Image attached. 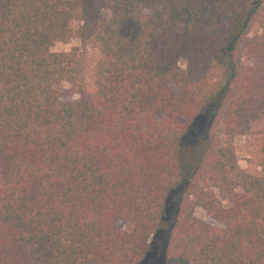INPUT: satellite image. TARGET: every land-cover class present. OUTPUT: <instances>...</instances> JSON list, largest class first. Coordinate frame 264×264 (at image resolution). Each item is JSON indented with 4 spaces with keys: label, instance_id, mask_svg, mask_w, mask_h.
Returning <instances> with one entry per match:
<instances>
[{
    "label": "trees",
    "instance_id": "16d2710c",
    "mask_svg": "<svg viewBox=\"0 0 264 264\" xmlns=\"http://www.w3.org/2000/svg\"><path fill=\"white\" fill-rule=\"evenodd\" d=\"M91 3L0 0V264H264V0Z\"/></svg>",
    "mask_w": 264,
    "mask_h": 264
},
{
    "label": "rangeland",
    "instance_id": "374dc122",
    "mask_svg": "<svg viewBox=\"0 0 264 264\" xmlns=\"http://www.w3.org/2000/svg\"><path fill=\"white\" fill-rule=\"evenodd\" d=\"M86 4L89 7V10L92 11L90 8L92 6L91 0H86ZM93 24V16L87 17L86 19V35L84 38H73L65 43H57L52 48L53 52H69V51H78L79 53H83L85 59H86V80L88 82H91L95 77V71H96V65L98 63V60L100 58V52L91 47L88 44L87 38L89 31ZM85 25V22L83 23L80 20H75L71 23V28L77 29L78 27H81ZM180 66L182 68H186L187 64L185 62H181ZM62 97L65 100H72L77 99V95H73V92L67 83H63L59 87ZM166 119L165 114L159 115V120L164 121ZM180 122L189 128L185 138H184V144L187 146L193 145L200 136L204 135L207 129V122L206 118L200 117L197 119H190V118H182ZM250 132L244 136H240L235 140L237 155L239 159V165L242 169L248 170V169H256L255 165H252L249 168V159L255 158L257 156L256 148L258 144V133L260 130L264 128V122L262 121H255L250 124ZM172 209V208H171ZM172 213V211H171ZM195 216L201 220H205L211 224L217 225V223L211 221L204 210L201 208H197L195 211ZM117 227L123 230H130V226L126 224L123 221L118 222ZM165 237L166 232L165 231H159L156 235H150L149 236V243L152 246L158 245L161 247V245L165 244Z\"/></svg>",
    "mask_w": 264,
    "mask_h": 264
}]
</instances>
